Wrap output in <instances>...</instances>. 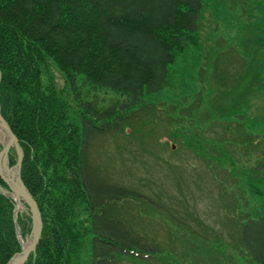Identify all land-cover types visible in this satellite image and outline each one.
<instances>
[{
  "label": "rangeland",
  "instance_id": "1",
  "mask_svg": "<svg viewBox=\"0 0 264 264\" xmlns=\"http://www.w3.org/2000/svg\"><path fill=\"white\" fill-rule=\"evenodd\" d=\"M203 3L198 30L169 65L166 85L144 96V107L132 110L140 109L123 131H95L85 148L98 182L140 195L113 203L112 213L157 248L154 255L113 249L108 260L94 262L91 214L80 203L71 224L81 246L72 264H257L231 248L230 230L264 205V0ZM49 61L43 86L51 83L66 100L73 126H80L78 98L98 109L118 107L126 99L81 76L77 98ZM74 134L76 149L66 162L72 170L80 157L81 130ZM63 163L57 164V175L72 180V170ZM48 177L55 179L53 167Z\"/></svg>",
  "mask_w": 264,
  "mask_h": 264
},
{
  "label": "trees",
  "instance_id": "2",
  "mask_svg": "<svg viewBox=\"0 0 264 264\" xmlns=\"http://www.w3.org/2000/svg\"><path fill=\"white\" fill-rule=\"evenodd\" d=\"M203 5V0H0V110L23 150L21 179L43 221L36 257L30 255L25 264H72L81 246V235L71 224L78 218L75 212L80 203L91 214L94 262L108 260L113 249L131 252L136 248L132 252L137 255H154L157 248L125 228L112 213L113 203L139 194L99 183L96 169L86 162L85 148L95 131H123L122 126L140 109L132 110L144 105V96L166 85L169 65L193 41ZM49 59L77 98V76H81L126 99L118 107L98 109L78 98L80 126H73L66 100L51 83L43 86ZM75 128L81 130L80 157L72 170L66 162L76 149L71 146ZM261 154L264 170V148ZM60 161L72 170V180L57 175ZM15 162L11 148L10 166ZM50 167L54 180L48 177ZM0 185L7 188L1 178ZM13 210L14 200L0 193V264L20 250ZM30 222L28 215L18 213L23 237L30 232ZM233 227L237 228L230 230L231 248L244 252L251 262L264 264V205Z\"/></svg>",
  "mask_w": 264,
  "mask_h": 264
},
{
  "label": "water",
  "instance_id": "3",
  "mask_svg": "<svg viewBox=\"0 0 264 264\" xmlns=\"http://www.w3.org/2000/svg\"><path fill=\"white\" fill-rule=\"evenodd\" d=\"M1 79V72H0ZM0 135L3 142L0 141V178L6 184L7 188L0 185V193L14 200L13 221L15 224V232L20 243V250L14 253L6 262V264H25L29 256L33 259L36 257V248L41 238L42 219L37 202L24 185L21 179V165L23 160V150L19 144V140L13 133L8 122L1 114L0 110ZM14 149L16 153V162L13 166L9 164V151ZM3 164L7 171H14V179H9L3 172ZM20 202V205H19ZM30 217V233L24 241L20 227L17 223L18 213H24Z\"/></svg>",
  "mask_w": 264,
  "mask_h": 264
},
{
  "label": "bare ground",
  "instance_id": "4",
  "mask_svg": "<svg viewBox=\"0 0 264 264\" xmlns=\"http://www.w3.org/2000/svg\"><path fill=\"white\" fill-rule=\"evenodd\" d=\"M4 140L2 139V142H3ZM3 172H4V174L7 176V177H9V179L11 178V179H14V177H15V174H14V171H7V168H6V166H5V164H3ZM19 205H20V202H19Z\"/></svg>",
  "mask_w": 264,
  "mask_h": 264
},
{
  "label": "flooded vegetation",
  "instance_id": "5",
  "mask_svg": "<svg viewBox=\"0 0 264 264\" xmlns=\"http://www.w3.org/2000/svg\"><path fill=\"white\" fill-rule=\"evenodd\" d=\"M3 116V115H2Z\"/></svg>",
  "mask_w": 264,
  "mask_h": 264
}]
</instances>
